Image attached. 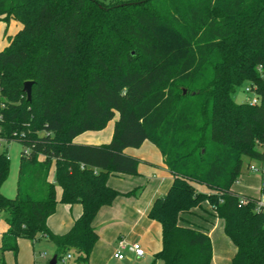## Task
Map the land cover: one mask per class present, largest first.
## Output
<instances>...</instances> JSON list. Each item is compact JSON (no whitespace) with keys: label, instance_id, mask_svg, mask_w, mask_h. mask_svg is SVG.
Masks as SVG:
<instances>
[{"label":"trees","instance_id":"16d2710c","mask_svg":"<svg viewBox=\"0 0 264 264\" xmlns=\"http://www.w3.org/2000/svg\"><path fill=\"white\" fill-rule=\"evenodd\" d=\"M0 20L21 24L0 50V138L23 147L14 197L1 192L0 150L1 252L40 236L57 259L89 264L92 220L121 194L107 178L137 174L124 149L150 140L173 176L147 212L161 226L154 258L211 264L208 231L182 218L206 201L235 246L230 264H264V206L231 188L246 160H264V0H0ZM245 82L258 104L233 99ZM116 113L109 142L73 141ZM260 177L264 195L263 166ZM58 202L82 206L63 234L46 222Z\"/></svg>","mask_w":264,"mask_h":264},{"label":"crops","instance_id":"0c3cea01","mask_svg":"<svg viewBox=\"0 0 264 264\" xmlns=\"http://www.w3.org/2000/svg\"><path fill=\"white\" fill-rule=\"evenodd\" d=\"M15 25L17 26L16 23ZM117 116L118 114L116 113L114 118L103 129L84 131L74 137L73 141L83 144H102L109 142ZM124 152L139 160L138 173L134 175L112 173L108 176V186L118 190L121 194L116 196L110 205L102 206L92 220V226L98 234V239L92 248L89 264L91 263L92 257L97 254H108L111 256L114 253V245L118 239L126 240V242L137 241L145 248L150 250L154 249L157 252L161 249V226L158 222L149 219L147 212L154 199L168 190L173 176L164 164L163 156L159 149L150 140H144L138 147H126ZM262 166L264 167V160L263 163L258 160H246L242 174L233 183L231 188L239 194L259 198L260 203L264 206V195L260 194ZM48 178L51 181L54 180V165L50 168ZM196 187L202 192H209L204 185L198 184ZM130 191L132 193L126 194ZM60 194L61 189L56 185V197L58 200ZM81 211L82 206L79 203L66 204L58 202L54 212L46 220L47 226L54 234H63L69 230L74 220L81 214ZM2 213L0 212V217ZM191 215L199 216L202 219L201 224L203 225L197 226L208 231L212 244L215 233L217 240L225 243L227 249L226 251L219 252V256L222 257L223 264H230L231 258L235 253V246L223 231V220L212 215L211 208L206 201L202 203L201 207L194 208L192 213L183 215L182 218L185 221H190L189 217ZM7 227L8 224L6 221L0 224V241L1 235L6 231ZM220 229L222 232L219 231ZM41 238L46 240L45 237H37V239ZM19 240H17V248H19ZM229 242L233 245V249ZM125 251L129 255L128 258ZM214 251L215 249L212 245L211 264L214 263ZM7 252H0V260L5 261ZM123 254L124 258L121 260L126 259L128 262L134 261V264H148L149 260L152 259L150 252L147 254V258L145 254L142 257H137L128 250H124ZM144 258L146 260L143 261Z\"/></svg>","mask_w":264,"mask_h":264},{"label":"rangeland","instance_id":"374dc122","mask_svg":"<svg viewBox=\"0 0 264 264\" xmlns=\"http://www.w3.org/2000/svg\"><path fill=\"white\" fill-rule=\"evenodd\" d=\"M98 1L102 2L103 4H111L114 0H98ZM15 23L17 24V26L15 25ZM20 26L21 24L14 20L11 21L10 23L0 21V50H2L8 44L9 36L14 35L18 31ZM248 83L250 82L243 83L240 87L237 88V90L232 95L233 99L236 102H244V101L247 102L246 100L251 97V94L246 93L244 91V86L247 85ZM109 126H112V125H109ZM0 150H5L9 158V173H8L6 180L1 186V190L5 196L14 197L16 194V183H17V177H18L20 153L23 150V147L19 142H16V141H11L8 143L1 142ZM5 216H6V213L3 212L0 217V224L6 221L4 220ZM189 220L191 223H195L196 225H203L201 224L202 219L199 216L191 215L189 217ZM219 231L222 232L221 229ZM215 234L213 236V244H212L215 249L214 251L215 258H214L213 264H223L224 261H222V257L219 256L220 255L219 252L223 250L226 251L227 246H225V243L221 242V240H217ZM19 239H20L19 248H17V251L13 252V251L8 250V252L5 255V261L7 264H48L49 260L56 253L54 244L43 238L37 239L33 243H31L32 242L31 240L26 239V238H19ZM119 241L120 240L118 239L115 242L114 249ZM124 242H126V240H124ZM133 242H137V241H131V242L127 241L126 243L130 244ZM229 244L230 246H232L231 248L233 249L234 247L231 244V242H229ZM139 245L144 250L146 258L149 252L152 255V259L149 260L148 264H162L161 260L154 258V255L157 252V250H154V249L150 250L148 248H145L140 243ZM126 255H127V252H126ZM128 256L129 255H127V258ZM144 260L146 259L144 258L143 261ZM90 264H134V261L128 262V260L126 259L118 260L113 257V253L111 254V256L108 254H103V255L97 254L94 257H92Z\"/></svg>","mask_w":264,"mask_h":264},{"label":"built area","instance_id":"2783aa9c","mask_svg":"<svg viewBox=\"0 0 264 264\" xmlns=\"http://www.w3.org/2000/svg\"><path fill=\"white\" fill-rule=\"evenodd\" d=\"M260 68H261V66L258 67V70H260ZM244 91L246 93L251 94V97L246 100L250 105H255V104L259 103L260 97H259V94L257 91V86L254 83H248L247 85H245ZM1 142H5V141L2 138H0V143ZM258 205H262V204L259 202ZM124 250H128V251L132 252L137 257H142L145 254L144 250L141 248L139 243L133 242V243L128 244V243L124 242V240H120L115 247L113 257L118 259V260L123 259L124 258V254H123ZM72 258H73V255L69 251V252H66L65 254H63L59 259H57L56 263L57 264H70Z\"/></svg>","mask_w":264,"mask_h":264},{"label":"water","instance_id":"95a60500","mask_svg":"<svg viewBox=\"0 0 264 264\" xmlns=\"http://www.w3.org/2000/svg\"><path fill=\"white\" fill-rule=\"evenodd\" d=\"M31 82L30 81H27V82H24V85H23V91L27 94V98L30 99V96H31ZM56 255H54L48 262V264H57L56 263Z\"/></svg>","mask_w":264,"mask_h":264}]
</instances>
